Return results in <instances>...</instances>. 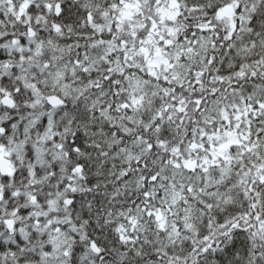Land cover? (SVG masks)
Listing matches in <instances>:
<instances>
[{
	"label": "snow or ice",
	"instance_id": "6c2138e0",
	"mask_svg": "<svg viewBox=\"0 0 264 264\" xmlns=\"http://www.w3.org/2000/svg\"><path fill=\"white\" fill-rule=\"evenodd\" d=\"M0 264H264V0H0Z\"/></svg>",
	"mask_w": 264,
	"mask_h": 264
}]
</instances>
